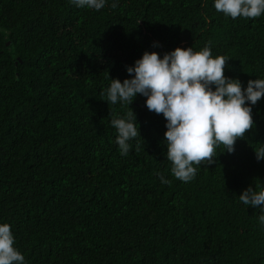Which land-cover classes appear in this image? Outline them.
I'll list each match as a JSON object with an SVG mask.
<instances>
[{
  "label": "trees",
  "instance_id": "obj_1",
  "mask_svg": "<svg viewBox=\"0 0 264 264\" xmlns=\"http://www.w3.org/2000/svg\"><path fill=\"white\" fill-rule=\"evenodd\" d=\"M0 0V222L25 264H264V95L253 125L184 182L171 172L162 113L137 94V137L121 155L110 124L130 109L100 97L145 50L177 46L228 61L225 75L264 78V14L231 18L212 0ZM157 170L170 183H161Z\"/></svg>",
  "mask_w": 264,
  "mask_h": 264
},
{
  "label": "clouds",
  "instance_id": "obj_2",
  "mask_svg": "<svg viewBox=\"0 0 264 264\" xmlns=\"http://www.w3.org/2000/svg\"><path fill=\"white\" fill-rule=\"evenodd\" d=\"M78 7L100 10L108 0H71ZM119 0H111L117 7ZM217 11L236 18L264 14V0H212ZM228 59L212 54L208 44L194 49L177 46L161 56L145 50L134 64L126 66L131 74L122 81L111 78L100 97L110 105H127L124 115L112 114L110 124L116 131L115 142L121 155L128 153L130 140L137 137L136 114L129 106L140 94L150 111L163 115L166 131L167 160L170 172L184 182L197 173L196 165L211 164L215 149L223 144L225 151L235 150L237 138L252 127V106L264 95V78L249 79L242 87L239 78L225 75ZM256 158L264 159V145L255 149ZM161 183L169 179L157 170ZM246 205L259 206V221L264 224V186H249L239 194ZM0 264H25V257L15 245L9 222H0Z\"/></svg>",
  "mask_w": 264,
  "mask_h": 264
}]
</instances>
